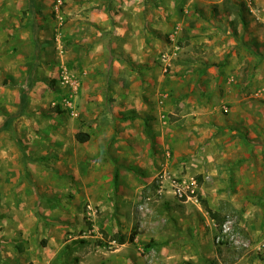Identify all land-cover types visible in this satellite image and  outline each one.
Masks as SVG:
<instances>
[{
	"label": "rangeland",
	"instance_id": "1",
	"mask_svg": "<svg viewBox=\"0 0 264 264\" xmlns=\"http://www.w3.org/2000/svg\"><path fill=\"white\" fill-rule=\"evenodd\" d=\"M123 1L0 0V264H264V0Z\"/></svg>",
	"mask_w": 264,
	"mask_h": 264
},
{
	"label": "trees",
	"instance_id": "2",
	"mask_svg": "<svg viewBox=\"0 0 264 264\" xmlns=\"http://www.w3.org/2000/svg\"><path fill=\"white\" fill-rule=\"evenodd\" d=\"M28 1V7L30 9H34L35 5H36V0H27ZM38 23H34L33 25V31L34 34L36 36L37 34V30H38ZM36 57H39V52L36 53ZM32 86H27L25 88L22 89L21 94H20V103H19V107L17 109L16 112L12 113V115H10L9 117H7V121L9 123L15 121L16 119H18L19 117L25 115L26 110H27V106H28V95L30 93ZM77 139L81 142H86L89 139V135L86 133H78L76 135ZM29 159V158H27ZM136 237V233H133L131 236V240H134V238ZM121 242H125L124 238H121Z\"/></svg>",
	"mask_w": 264,
	"mask_h": 264
},
{
	"label": "crops",
	"instance_id": "3",
	"mask_svg": "<svg viewBox=\"0 0 264 264\" xmlns=\"http://www.w3.org/2000/svg\"><path fill=\"white\" fill-rule=\"evenodd\" d=\"M124 3L125 2H127V0H124L123 1ZM209 42V41H208ZM210 46L207 48V50H209L210 51ZM108 53L110 52L111 53V50L109 49L108 51H107ZM234 54H235V52H234ZM259 57V60H261L262 58H263V55L261 54V55H259L258 56ZM197 61V64H199L198 65V69H197V71L199 72V73H204L203 74V76L204 77H206V76H208V75H212V74H214V72H219V74L218 75H220L221 73L220 72H223V70L224 69H222L224 66H216V65H214L213 63H209L210 61H209V59H207L206 57H203V56H201V58H199V59H197L196 60ZM231 61H232V63L234 62H239V58L238 57H236V55L235 56H233V57H231ZM225 71H227V72H231L230 70H229V67H227V68H225ZM227 75H229V74H227ZM209 125H212V127H210L209 128V130L207 131V130H204V133L206 134V135H212L213 133H214V131L216 130V126H215V124H209ZM210 130L212 131V132H210ZM191 133H193L192 131H191Z\"/></svg>",
	"mask_w": 264,
	"mask_h": 264
}]
</instances>
